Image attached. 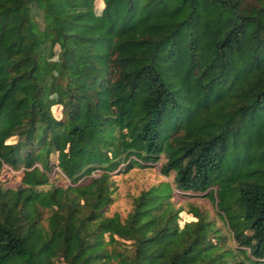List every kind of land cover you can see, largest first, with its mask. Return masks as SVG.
Instances as JSON below:
<instances>
[{"label":"trees","instance_id":"1","mask_svg":"<svg viewBox=\"0 0 264 264\" xmlns=\"http://www.w3.org/2000/svg\"><path fill=\"white\" fill-rule=\"evenodd\" d=\"M262 108L264 0H0V176L27 185H0V264H264ZM158 161L174 186L110 214L113 172ZM55 167L71 184L38 190Z\"/></svg>","mask_w":264,"mask_h":264},{"label":"rangeland","instance_id":"2","mask_svg":"<svg viewBox=\"0 0 264 264\" xmlns=\"http://www.w3.org/2000/svg\"><path fill=\"white\" fill-rule=\"evenodd\" d=\"M36 17L41 20V14L39 11L34 10ZM226 106V102L223 98L217 99L212 107V111L215 115H218L219 110ZM55 114L61 116L60 110L55 109ZM60 111V112H59ZM252 123H264V108L255 112V118L251 120ZM17 137L8 139V142H14ZM54 163L57 162L56 156L52 157ZM161 162H152L146 167L142 168L135 166L130 169H126L123 164L118 170L113 172V178L116 181L117 189L114 193V200L109 206V213L120 212L122 217L125 218L133 207V199L140 194L143 190L148 189L154 184L167 181L173 185V172L171 175L166 176L162 174ZM102 173L100 169L94 171L92 176H99ZM24 173L22 169H13L12 167L5 165L0 176V185L3 189L17 190L21 187H26L23 183ZM50 183L38 186V190H48L54 186H68L70 185L69 179L58 168L55 167L49 173ZM89 179V180H88ZM86 180V179H85ZM84 180V182H85ZM86 181H90V177ZM172 200L177 203V206L183 208L182 216L184 221L193 220L195 213L206 212L208 218L213 220L221 232L225 235L226 243L228 246H236L234 239L232 238V231L229 227L227 219L222 215L221 211L217 207V201L209 199L202 193H184L178 190L173 192ZM197 211V212H196ZM38 214L40 215V223L46 228L49 225L50 216L53 213L50 207H43L38 203Z\"/></svg>","mask_w":264,"mask_h":264}]
</instances>
